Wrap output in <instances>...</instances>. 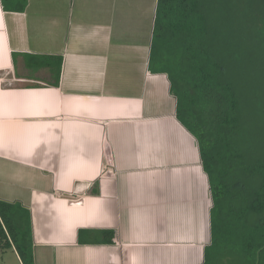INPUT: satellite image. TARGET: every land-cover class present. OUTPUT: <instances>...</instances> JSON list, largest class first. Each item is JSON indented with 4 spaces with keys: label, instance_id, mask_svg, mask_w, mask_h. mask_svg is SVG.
Listing matches in <instances>:
<instances>
[{
    "label": "crops",
    "instance_id": "0c3cea01",
    "mask_svg": "<svg viewBox=\"0 0 264 264\" xmlns=\"http://www.w3.org/2000/svg\"><path fill=\"white\" fill-rule=\"evenodd\" d=\"M6 3L0 201L30 212L35 264H204L213 197L152 56L158 0Z\"/></svg>",
    "mask_w": 264,
    "mask_h": 264
},
{
    "label": "trees",
    "instance_id": "16d2710c",
    "mask_svg": "<svg viewBox=\"0 0 264 264\" xmlns=\"http://www.w3.org/2000/svg\"><path fill=\"white\" fill-rule=\"evenodd\" d=\"M154 55L210 182L204 264H264V0H158ZM13 247L35 264L30 212L0 201V248Z\"/></svg>",
    "mask_w": 264,
    "mask_h": 264
},
{
    "label": "rangeland",
    "instance_id": "374dc122",
    "mask_svg": "<svg viewBox=\"0 0 264 264\" xmlns=\"http://www.w3.org/2000/svg\"><path fill=\"white\" fill-rule=\"evenodd\" d=\"M165 65L169 68L171 67V63H165ZM70 197L72 200H75L77 198V195L72 194ZM1 251H0V264H19L17 257L12 249L7 248L4 250V252Z\"/></svg>",
    "mask_w": 264,
    "mask_h": 264
}]
</instances>
